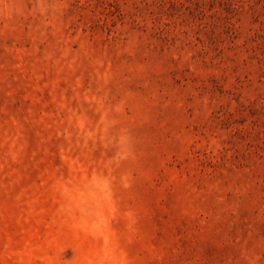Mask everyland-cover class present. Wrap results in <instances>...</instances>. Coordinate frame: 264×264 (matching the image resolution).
Wrapping results in <instances>:
<instances>
[{
	"label": "rangeland",
	"instance_id": "obj_1",
	"mask_svg": "<svg viewBox=\"0 0 264 264\" xmlns=\"http://www.w3.org/2000/svg\"><path fill=\"white\" fill-rule=\"evenodd\" d=\"M0 264H264V0H0Z\"/></svg>",
	"mask_w": 264,
	"mask_h": 264
}]
</instances>
